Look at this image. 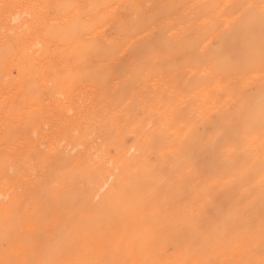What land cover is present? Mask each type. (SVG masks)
Returning <instances> with one entry per match:
<instances>
[{"label": "bare ground", "instance_id": "6f19581e", "mask_svg": "<svg viewBox=\"0 0 264 264\" xmlns=\"http://www.w3.org/2000/svg\"><path fill=\"white\" fill-rule=\"evenodd\" d=\"M263 168L264 0H0V264H155L157 200L94 212L76 190H231ZM107 208L120 225L90 227Z\"/></svg>", "mask_w": 264, "mask_h": 264}, {"label": "rangeland", "instance_id": "374dc122", "mask_svg": "<svg viewBox=\"0 0 264 264\" xmlns=\"http://www.w3.org/2000/svg\"><path fill=\"white\" fill-rule=\"evenodd\" d=\"M234 102H229V100H228V102L225 103V106L227 109H229V111L233 114V116L235 118H238L237 117V116H239V115H237L238 106H237V102H235V103ZM215 118H217V117H213L212 120H215ZM208 128H206V129H208ZM199 150H201V151L197 150L192 155L191 160L193 159V161L198 163L202 159L201 156L205 157V158H203V159H205V162H206V160H210V159H207L208 156L206 154V151H204L206 149L200 148ZM203 151H204V155H203ZM200 152H202L201 156H199V154H198ZM200 163H201V161H200ZM200 163H199L198 169H201L202 168L201 165L204 164L203 162L201 164ZM240 171H241V169H240ZM263 171H264V168H263ZM247 173L248 172H246V173L242 172V174L245 175L246 177L243 176L242 174L239 175V177H235L236 179H238V181L235 184L236 187L234 186L233 188H231L230 186H228L229 188H231V190H137L136 192H134L135 194L137 193L136 194L137 196L133 193L130 194L129 190H127V191L126 190H104L105 193L101 190H80V191L76 190V194H78V195H76V198H77L76 201L78 203L80 202V200L78 199L79 196H80V198L84 197L83 200L88 199L89 204L91 205V207H93L92 210L95 212L96 207L98 208V206H100L99 204L101 203V200L104 199V197H105V200L120 202L123 200H129V198L132 197L131 195H134L132 198L137 197V200H136V198H134L135 200L134 199L133 200L136 203H141V204L143 203L142 204L143 211H145L143 214H145L147 212L145 215L148 216L152 213V211H154L153 209H151L153 207L152 202L154 200H157L156 202L159 203L157 209L160 206H163V209H165L167 212L166 214L169 215L171 218L170 223L172 225L169 224L165 230L157 233L154 238L149 239V242L151 244V245H149V251H150L149 255L151 256V259L153 258L155 260V264H165V263L166 264H185L186 258L191 256V254L192 255L197 254V257H198L199 262H200L199 264H201V262H203V264H206L204 261L207 260L206 262H208L209 259H211V261L209 260V262L207 264H213V263L214 264H247V257H245V256L250 255V254L253 255L254 259H260L262 261L261 264H264V246H262V245H264V236H260V237H263V239H261V240H259V238H257V239H254L252 242H249V238L252 235V232L255 233L254 235L256 237H259V234L261 233V229H264V218H263L264 214H261V215H263V217L261 215L259 216V213H256L255 211L252 212V208H250V207L256 205L255 202H257L258 196H261L260 195V193L262 191L261 188L264 186V172H261L262 174L260 173L258 177L257 176L252 177V175H251V177L247 176ZM260 176H261V178L263 177V179H261ZM244 177L246 179H244ZM258 178H259V180H258ZM240 185L241 186L243 185V186L241 187ZM249 188L252 191L248 190ZM239 189L241 190V192H239L240 191ZM227 191H228V193H227ZM245 191H247L246 194L248 193L247 194L248 196L246 194H244ZM90 192H92L93 194ZM229 192H231L232 194ZM233 192H235V193L233 194ZM231 195H233V196H231ZM235 195H237V196H235ZM217 196L219 199H217ZM242 196L244 197L243 199H242ZM248 197H250V198H248ZM151 198H152V200H151ZM207 202H208V204H207ZM176 203H177V205H175ZM173 205H174V207H173ZM198 205H200V206H198ZM208 206H209L210 212L208 211ZM202 208H204V210ZM211 208L214 210H212ZM107 211L109 212L108 208L105 209V212H104L105 215L103 214L104 215L103 218L102 217L99 218L98 214H95L93 212V216L91 217V221L88 222V225L90 227L100 226L101 228L103 226V228L105 227L104 231L106 229L110 228L109 223H112L113 225L115 224L116 226L120 225V223H118V222H120V219H121L120 213H117V215H114V216H112V214H110L111 217L109 218L110 215L107 213ZM225 211H227L228 213H225ZM218 212L220 214H217ZM201 213L203 215H201ZM251 213H254L255 215H253ZM213 215H215V216H213ZM248 215H250V216H248ZM256 215H258L257 218L255 217ZM195 216H198L197 218L199 220ZM204 216H206V217L204 218ZM247 216L249 219H247ZM253 217H255L254 220H253ZM223 218L226 220H224ZM251 218H252V220H251ZM218 219H220L221 221L223 219V221L220 222ZM200 221H202V223H205V224L201 225ZM213 221H216V223H214ZM242 221H243V223L245 222L244 224H246V225H244L242 223ZM248 221H251V222H248ZM123 222L125 223V221H123ZM199 222H200V224H199ZM195 223H198V224L195 226ZM217 223H219V224H217ZM147 224H150V221H148ZM210 224H211V226H210ZM194 226L196 227V229L194 228ZM241 226H242V228H241ZM201 227H203V229ZM250 228H252V229H250ZM194 230H196V231L198 230V232H197L198 236H196L197 234L195 233ZM245 230L248 233V235L246 233L247 236L244 235ZM258 230H260V231H258ZM182 232H183V234H180ZM191 232L194 234H192ZM236 232H237V234H236ZM240 232H242L241 234H243L242 237L244 239L241 237ZM176 233H178V234H176ZM238 233H239V235H238ZM184 234H185V236H184ZM201 234H203V236ZM227 234H228V236H227ZM216 235H218V236H216ZM199 236H200V238H198ZM156 237H158V239H156ZM178 237H180V239L183 241L178 242V240L180 241V239ZM181 237L184 239H182ZM201 237H203V238H201ZM226 238H229V239H226ZM188 239H192L193 241L189 240L190 242H188ZM206 239H207V241H206ZM210 239H212L211 242H210ZM172 240H174V241H172ZM217 240H220V241H217ZM228 240H229V242H228ZM231 240L235 241L236 243L235 242L233 243ZM185 241H187V242H185ZM195 241L197 243L200 241V243L197 244ZM216 241H217V243H216ZM183 242H185L187 244L190 243V244L187 245L188 246L187 247L186 244L183 245L184 244ZM203 242L205 243L206 246L207 245L208 246L204 247ZM212 242H215V243L213 244ZM219 242H221V243H219ZM201 243H202V245H201ZM225 243H226V245H225ZM231 243H232V245H231ZM175 244H177V246L179 247L178 251L176 250V249H178V247ZM215 245H217L218 247L217 246L214 247ZM193 246H195V247H193ZM201 246H203V247H201ZM175 247H177V248L175 249ZM187 248L190 250L189 251L190 254H187V253H189ZM190 248L195 249V250H193L191 252L192 249H190ZM203 248H206V251ZM211 248H212V250L215 251V253L213 255H211V251H210ZM215 248L217 250H215ZM218 248H220V249H218ZM226 248H228L229 250ZM196 249H197V251H196ZM203 251H205L206 254ZM214 251H212V252H214ZM181 253H182V255H181ZM183 253L187 254V256ZM232 253H233V255H232ZM161 254H163L166 258H168L165 260L166 262L164 260L162 261L161 257L163 255H161ZM208 255H210V256H208ZM206 256L210 257V258H207ZM215 256H217V257H215ZM225 256L228 257L229 259L226 258ZM218 257H219V259H218ZM221 257L223 258V260ZM171 260H173V261L175 260L177 263L175 261L173 262ZM221 260L223 261V263Z\"/></svg>", "mask_w": 264, "mask_h": 264}]
</instances>
